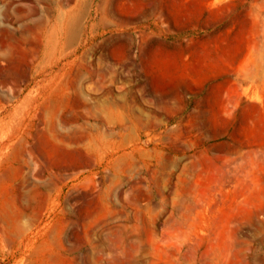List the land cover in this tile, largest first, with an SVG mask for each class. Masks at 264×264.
<instances>
[{"label":"rangeland","instance_id":"374dc122","mask_svg":"<svg viewBox=\"0 0 264 264\" xmlns=\"http://www.w3.org/2000/svg\"><path fill=\"white\" fill-rule=\"evenodd\" d=\"M0 264H264V0H0Z\"/></svg>","mask_w":264,"mask_h":264},{"label":"bare ground","instance_id":"6f19581e","mask_svg":"<svg viewBox=\"0 0 264 264\" xmlns=\"http://www.w3.org/2000/svg\"><path fill=\"white\" fill-rule=\"evenodd\" d=\"M72 10V9H71ZM71 12V11H70ZM54 26L50 29V30H43L39 33L38 35V40H37V45L36 47L39 48V51L41 52V54L43 56H49L50 55V51L55 47L60 55V58H62V55L64 53H66L68 50H72V49H67V33H66V29L68 27H71V31H70V35H72V33L74 32V28L77 26V20L74 19H70V21H67L65 18H61V17H56V20L54 21ZM69 24V25H68ZM68 25V26H67ZM65 27H67L65 29ZM100 27V26H99ZM76 29V28H75ZM22 42V41H21ZM34 54V51H28L27 52V56L32 57ZM22 61V60H21ZM28 61V60H27ZM30 62V61H29ZM53 63V62H52ZM30 64V63H29ZM26 66V65H25ZM17 67V66H16ZM15 68V67H14ZM16 70V69H15ZM33 71V70H32ZM17 75V71H13V73L11 74L10 77L16 78ZM24 75V74H23ZM29 75V73H28ZM34 75V74H33ZM7 78V77H6ZM12 80V79H10ZM13 82V81H12ZM15 82V81H14ZM17 82V81H16ZM58 96V95H57ZM51 95H47L44 100H49L51 101ZM41 98V97H40ZM58 100V98H57ZM59 101V100H58ZM60 102V101H59ZM77 102V101H75ZM45 102L43 103H39L38 105H36L35 109H40V107L42 105H44ZM36 113L33 115V119L35 118ZM32 119V120H33ZM29 126H32L31 124ZM49 141L50 143L57 148L58 150H60L63 153H69L72 152V150L69 149V146L67 144H65L63 141H58L56 139L50 138L49 137ZM70 141L73 143H80V140L77 139L76 137H71ZM88 151L90 152V150L88 149ZM93 152V150L91 151ZM77 168L80 167L79 164L76 165Z\"/></svg>","mask_w":264,"mask_h":264}]
</instances>
